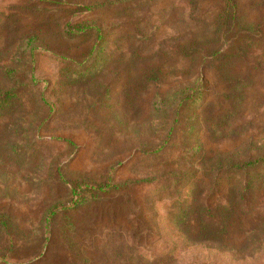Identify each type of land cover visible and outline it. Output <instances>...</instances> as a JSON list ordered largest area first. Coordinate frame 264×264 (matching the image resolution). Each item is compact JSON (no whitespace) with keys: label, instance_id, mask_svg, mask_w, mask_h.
I'll return each instance as SVG.
<instances>
[{"label":"rangeland","instance_id":"1","mask_svg":"<svg viewBox=\"0 0 264 264\" xmlns=\"http://www.w3.org/2000/svg\"><path fill=\"white\" fill-rule=\"evenodd\" d=\"M101 1L0 0V264H264V0Z\"/></svg>","mask_w":264,"mask_h":264},{"label":"trees","instance_id":"2","mask_svg":"<svg viewBox=\"0 0 264 264\" xmlns=\"http://www.w3.org/2000/svg\"><path fill=\"white\" fill-rule=\"evenodd\" d=\"M131 0H103L101 2H96V3H93V4H90L87 6V9L91 12V13H98L100 12L99 9H105V8H109V7H114V6H118L120 5L121 3H125V2H129ZM141 1H144V0H137V2H141ZM226 3H227V7H226V13L229 15L230 13H233V14H236L237 13V10L235 9L236 7V2L233 1V0H225ZM233 18H234V15H233ZM232 18L231 17H228V20L230 21ZM64 32H65V35L66 37H69V38H72V39H84L85 37H90V36H95V38L97 39V42L96 44L91 48V51L88 55V59H86V63L84 65H82L80 68H79V71H76L74 70L73 68L70 69V67H68V69H65V72H66V76L68 77V79L72 78V75L74 73L75 75V78H78L79 75L82 77V79L84 80H90L92 79L91 78V75L98 72L101 73L104 68L102 65H99L102 63L101 59L102 57V54L106 52V50H103L101 46H103L102 44L104 43V32L102 30V28L99 26V25H95L94 23H91V22H87V23H83V24H80V25H74L72 26V24H67V27H65L64 29ZM98 47V48H97ZM98 60V67H93L92 63L94 62V60ZM86 70V71H85ZM98 70V71H97ZM81 74H80V73ZM64 76V80L67 79V77ZM93 77V76H92ZM9 92H7L8 94ZM184 94L185 91H181V94ZM180 92L177 93L176 95V98L178 96L181 95ZM176 98H175V101H176ZM176 104V102H175ZM49 105L51 106V103H49ZM182 103H179L178 106V113L180 111V108L182 106ZM104 186H111V188L109 190H105L103 189V185H99L98 186V189H96V191L100 192H104V194H107L109 192H111L112 194L117 192V187L116 185L114 184H107V185H104ZM104 190V191H103ZM99 195L95 194L94 197L90 198L89 197H83L82 194H79L77 192H75L73 194V202H75V204L79 207L78 209H81V208H84L87 204L89 203H96L100 201V196L98 197ZM101 202V201H100ZM53 208L50 209V212L48 214V217H47V223L49 222V216H53Z\"/></svg>","mask_w":264,"mask_h":264}]
</instances>
